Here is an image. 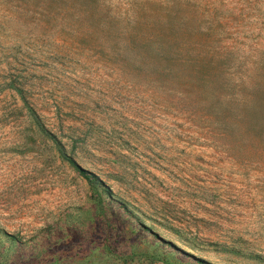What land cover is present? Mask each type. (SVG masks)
<instances>
[{"label":"rangeland","instance_id":"1","mask_svg":"<svg viewBox=\"0 0 264 264\" xmlns=\"http://www.w3.org/2000/svg\"><path fill=\"white\" fill-rule=\"evenodd\" d=\"M245 116L264 0H0V264H264Z\"/></svg>","mask_w":264,"mask_h":264},{"label":"trees","instance_id":"2","mask_svg":"<svg viewBox=\"0 0 264 264\" xmlns=\"http://www.w3.org/2000/svg\"><path fill=\"white\" fill-rule=\"evenodd\" d=\"M262 92H255V97L257 94H261ZM255 100V99H254ZM260 98L256 101V105L262 102H259ZM254 112V111H253ZM245 119L241 122L240 130L243 131L247 136H249V133L254 134L256 139H261L264 137V120L257 118V120L249 119L247 120V117H244ZM264 140V139H263ZM262 140V141H263ZM65 160L70 164L74 169H76L79 174L88 182L90 187L96 188V186H102L104 187L103 182L96 176L90 174L89 172L81 169L78 167V165L75 163V161L69 157H64Z\"/></svg>","mask_w":264,"mask_h":264}]
</instances>
